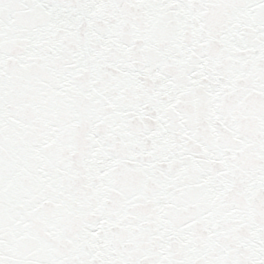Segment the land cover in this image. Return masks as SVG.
<instances>
[{
  "label": "snow or ice",
  "instance_id": "6c2138e0",
  "mask_svg": "<svg viewBox=\"0 0 264 264\" xmlns=\"http://www.w3.org/2000/svg\"><path fill=\"white\" fill-rule=\"evenodd\" d=\"M0 264H264V0H0Z\"/></svg>",
  "mask_w": 264,
  "mask_h": 264
}]
</instances>
